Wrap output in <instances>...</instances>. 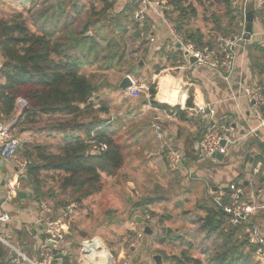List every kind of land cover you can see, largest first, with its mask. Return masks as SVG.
<instances>
[{
    "label": "trees",
    "instance_id": "1",
    "mask_svg": "<svg viewBox=\"0 0 264 264\" xmlns=\"http://www.w3.org/2000/svg\"><path fill=\"white\" fill-rule=\"evenodd\" d=\"M101 1L104 6L100 10L93 8L94 12L93 9L88 12L90 16L86 18L80 32H66V28L62 31L69 0H54L50 15L44 13L33 25L37 27V31H33L27 18L36 0H31L29 8L23 9L27 12L17 10L0 16V115L9 119L15 112L17 99L22 98L27 101L28 109L15 126L18 133L22 130L34 131L32 126L40 118H58L56 123L52 122L40 130L47 131L50 137L62 136L58 152H53L51 147L39 142H23L20 149L22 158L31 161L26 176L20 181L32 192L33 199L52 203L50 207L54 212V219L63 215L72 204L80 208L85 200L100 193L103 190L102 174L116 177L126 161L127 149L123 145L122 136L99 117L100 112L108 113V110H96L90 103L96 98L98 88L87 75L81 73V68L75 62V53L80 52L83 58L93 62L101 54L108 53L109 56H105L104 60L111 63L116 57L115 46H122L119 38L123 34L121 24L125 19L133 20L138 3H131L117 15L113 12V2ZM160 1L171 8L165 12V17L173 24L175 31L199 50L214 48L218 36L232 38L243 32L241 24L246 21V16L234 6L233 0H212L211 3V0H197L195 3L189 0ZM197 6L204 8L202 21L206 26L211 25L209 34L196 27L199 18ZM254 16L260 18L264 29V7L255 12ZM91 29L95 32L92 37L88 35ZM247 52L251 71L259 77L258 85L264 89V47L247 42ZM178 66L180 65L175 58L171 67ZM160 87L158 99L161 102L172 105L179 103V92L174 84L166 85L161 80ZM149 93L156 107L176 112L182 121L189 120L188 112L179 107L171 108L154 103L155 86L150 87ZM193 94V89H189L188 108L194 106ZM206 128L207 124L199 140L204 137ZM92 143H105L108 150L95 153ZM44 173L56 176V183L61 189L59 192L52 187L46 188L47 180L52 177H44ZM229 195L228 190L220 198L222 205L229 203ZM18 198L20 199V195ZM162 201L164 200L159 198H146L138 202L133 211H142L143 216L148 213L153 222L163 224L171 217H160L157 221V213L150 210V207ZM212 203L201 226L202 231L224 237L228 243H235L236 233L244 232L247 225L229 228L227 215L216 207L215 201ZM163 240L160 243H164ZM236 249L237 246L233 244L229 250L217 254L214 262L228 263ZM254 250L252 248V252ZM9 252L0 243V264L9 263ZM186 252H182L180 257L172 256V263L204 264L202 260ZM76 260V256L68 255L62 264H76Z\"/></svg>",
    "mask_w": 264,
    "mask_h": 264
},
{
    "label": "crops",
    "instance_id": "2",
    "mask_svg": "<svg viewBox=\"0 0 264 264\" xmlns=\"http://www.w3.org/2000/svg\"><path fill=\"white\" fill-rule=\"evenodd\" d=\"M7 1L0 0V16H6L9 13L7 11L10 8V4H8ZM20 1L24 9L28 8V3L31 0ZM78 1L79 0H72V4H70L71 0H69L67 12L72 10L74 13H81L82 9L81 6L78 5ZM97 1L98 3H96L94 8L100 10L104 5L101 0ZM109 1L114 3L113 12L117 15L121 14L131 3H138L137 0ZM189 1L195 3L197 0ZM211 2L212 0L210 3ZM233 2L234 6L242 10L246 15L248 12H253V14H255V12L262 8L259 5L260 0H233ZM137 5L138 8L133 13V20L125 19L121 24V32L124 34L127 31H132L135 34V38L141 41L138 47V54L140 53L144 57L140 60L144 61L148 59L149 62H153V65L160 62L159 65H161V68L165 71L168 69H179L180 71V74H178L179 77H174L172 75L160 76L161 78L156 87L154 103L170 106L171 108L179 107L180 110L187 111L189 89H193L194 94L192 96L194 106L203 105L204 103L214 105L217 110V116L211 121V126L215 127L218 132H227V136L231 137L232 143L228 146V154L223 156L221 160L216 158L215 161H211L209 164L204 165L199 157L197 148L201 141L199 138L203 136L204 127H206L207 122L198 119L182 121L176 112L172 113L166 108L156 107L152 102L150 93H144L145 96L143 100L140 99L141 103L135 104L134 102L139 96L140 91H137L134 95H129L127 90L122 91L120 89V84L126 76H131L132 79L135 78L133 77V72L131 70H127L126 72L119 67L117 70H119V73H123H118L114 82L119 90L111 95L113 99H111L110 102L114 101L119 103L118 101L124 99L121 101L124 102V105L117 104L118 106H116V104H111L110 107L112 108V113L120 111L119 113L124 116L123 120L120 119L119 121H122V125L127 131L126 137L123 140V145L127 149L126 161L129 162L130 160L135 161L139 159L141 166L147 168V170L158 178L157 181L154 180L153 182H145L143 177H140V179L134 183L132 180H129L127 182L128 190L132 194H139V192H142L144 186H146V188L151 187V190L147 191L148 196L152 194V198H159L164 201L157 204V206L150 207V210L153 212H155L154 210L160 211L158 207L164 210L168 209L170 212L174 210V212L167 215L171 217V219L165 221L168 222L167 227L164 229L166 230V236H170L173 232L180 233L185 226L190 228L191 225L194 229L200 231V235L204 240L212 239V237L217 235L205 233L202 231L201 226L207 216L208 209L213 205L212 202L215 199L219 200L223 197L228 192L229 186L232 183L237 182L240 185L243 190V199L245 201L254 203L260 207L264 206V130L260 129L257 131V138L248 135L251 130L257 128L258 122L251 112V105L248 99L243 95L242 90L237 85V82H239L241 78H246V81L252 84H259L260 79L251 71V61L247 49L246 51L241 50L238 53L236 72L233 77V82L230 85H228L219 74L209 72L205 69H198L197 66H194L190 61L191 58L189 61L183 58V54L180 48L176 46V40L173 36V24L165 17V14L161 16L153 7H147L145 22L139 24L135 21L134 15L142 7L139 3ZM169 9L171 10L170 7L168 10ZM197 9L199 16L202 17L204 8L197 6ZM19 11L21 12L22 10ZM111 12L112 11H110V13ZM241 26L243 30L245 29L246 31L247 22H243ZM196 27L206 33V30L200 26V24L196 25ZM263 32L262 22L260 18L256 16L254 20V33L249 42L260 45L264 44ZM175 58H177L180 66L171 67ZM116 60L122 62L121 56L120 58L116 57ZM87 76L92 80L91 75ZM154 78H156V76ZM161 80H164L166 85H175L180 98L178 104L172 105L168 104V102H161L158 99V95L161 91ZM133 81L135 84L134 86L138 87V90L142 89L141 86H143V84L146 85L142 80L138 81L133 79ZM94 84L98 88V93H100L99 85L96 81ZM98 93L97 97L100 98V94ZM170 97L172 96L170 95ZM19 118L20 116L17 111H15L9 119H4V117L0 115V128H2L3 125L14 126ZM116 124H118V118L115 116L112 118V124L109 121L107 122L108 126L114 128ZM156 124L162 126L167 144L171 150L174 149L172 151L182 156L183 169L182 172L178 174H183V177L174 176L169 170L170 165L168 163L167 153L161 151L163 144L157 141L155 137L154 126ZM38 125L39 124L32 126L34 131L29 130L25 132L22 130L16 136L22 143L35 142V139L39 137H42L44 140L51 138L47 131H40L44 129L45 126L39 128L40 126L38 127ZM58 142L59 148L62 145V136H59ZM44 144L52 149L56 146L54 142ZM230 148L234 149L233 152ZM15 169V167L4 168L0 159V214L6 213L11 216V222L0 224V234L11 246L15 248L19 247V249L26 254L29 253L30 258L34 260L39 256L41 247L46 244L48 240L44 233V214L36 207V200L33 199V194L32 197H27L25 199L21 196L19 199L17 195L11 202L6 200L5 190L9 180L14 176ZM137 170L138 167H135V171ZM187 175H190L192 178ZM43 176H49L54 179V182L47 180L46 188L52 187L51 185L56 182V176H53V173H44ZM122 177H124V175H122ZM102 178H107V176L102 174ZM159 180H162L163 184L167 186H161L158 183ZM20 184V194L32 193L23 182L21 183L20 181ZM244 188L248 190L247 195H249V197H246ZM56 190L59 192L61 190L60 186ZM137 203L138 202L133 203L134 207ZM49 205L51 206V203ZM133 205H131V207H133ZM82 206L80 208H83ZM131 207L128 208V210H130ZM173 207L175 209H172ZM184 207H188L190 210L185 212ZM68 208L65 210V213L60 215L56 220H66L65 214L68 212ZM78 209L79 208L76 207V211H78ZM173 222H176L177 225L175 226ZM179 222L182 223L181 226H178ZM249 224L261 226L264 233L263 208L250 217V221L246 225L249 226ZM70 225L72 229L69 230L70 234L69 231L67 234V243L70 247V253L68 255L76 256V264H79L81 257L80 246L82 242L97 237L87 238L83 234L81 235L82 238H80L75 230V225L72 223H70ZM167 228L172 229L170 234H167ZM189 232L191 235H194L191 230ZM27 236L32 237V242L25 241ZM192 237L194 238V236ZM79 240H81L80 243L78 242ZM235 244L237 246L235 261L238 264H255L252 248L248 245L244 232L236 233ZM4 246L9 249L5 244ZM9 251L10 259L7 264H10V260L13 257L10 249ZM63 259L58 260L56 264H62ZM163 264H165V261ZM226 264H229V262Z\"/></svg>",
    "mask_w": 264,
    "mask_h": 264
},
{
    "label": "rangeland",
    "instance_id": "3",
    "mask_svg": "<svg viewBox=\"0 0 264 264\" xmlns=\"http://www.w3.org/2000/svg\"><path fill=\"white\" fill-rule=\"evenodd\" d=\"M53 1L54 0H36V2L32 5L30 11L31 13L27 14V18L28 20H30V25H32L33 31H37V27L33 26L37 19L41 18L44 13L50 15V12L53 8ZM7 3L10 4V8L7 11L9 12L8 14L17 12V10L27 12L23 10V5L21 4L20 0H9L7 1ZM77 3L81 6V13H74L72 10L67 12L66 10V17L65 22L62 26V31H64V28H66V32H80L82 30L83 24L86 22V18L90 16H88V12H90L95 7L98 1L79 0ZM70 4H72V0ZM215 10H217L218 12L221 11L218 8ZM92 11L94 12L95 10L93 9ZM199 24L206 30V34L210 33L209 31L211 29V25L206 26L202 22V17L200 16L196 22V25ZM89 34L91 37L95 35L94 30L91 29V32ZM119 38L123 41V44L120 47L118 45L115 46L114 51L117 58H120L121 56L122 62L117 61L116 57L111 63L106 62L104 60V57L109 56L108 53L101 54L98 60L96 62H93L92 60L83 58L80 52L75 53V62L81 68V73L85 75H91L93 83H95L96 81V83L100 87V93H98L100 94V98L96 96V98L92 99V104L94 105V108L96 107V110L107 109L108 113L100 112L99 117L106 122H111V124L112 118L114 116L117 117L118 124H116L115 128H113L118 130V133L124 140L127 131L123 127L122 121H119L120 119L123 120L124 116L119 113L120 111L117 113H112V108L110 107L111 104H116V106H118L119 104L124 105V102H121L124 99L118 101L119 103H116L114 101L110 102V100L113 99L111 95H113L115 91L119 90L116 83H114L119 73V70L117 69L120 67L126 72L127 70H131L134 75L133 77H135L133 78L134 80H142L146 84H143V86H141L142 89L140 90H133L134 94L137 91H140L139 96L134 102L135 104L141 103L140 99L143 100L145 96L144 93H149L150 86L157 87L161 77H163L164 75L179 77L178 74H180V71L179 69H168L167 71H165L163 68H161V65H159L160 62L153 65V62H149L148 59H145L143 61L144 65L140 67V61H142L140 59L144 57L142 54H138V47L141 41L135 38V34L132 31L125 32L122 36H119ZM122 73L123 72L119 74ZM155 76L156 78H154ZM127 93L130 95V91H128ZM57 121L58 118L50 120L49 117H43L39 121H37V124H39L38 127L40 126L39 128H41L42 126L46 127L47 124H50L52 122L56 123ZM17 134L19 133L17 131H14V135ZM47 139L44 140L42 137H39L35 139V142L46 144H49V142H54L56 146L53 147V152L56 153L58 151L57 148L59 144V135H54L53 137ZM230 150H232L233 152L234 149L230 148ZM161 151L167 153L168 163L170 165V151L168 150V148L162 147ZM19 155L22 158L21 154ZM210 162L211 161L203 160L202 163H204V165H207ZM135 167H138L137 171H135ZM169 170L172 172V174H174V176L183 177V174L176 173L171 168V166ZM122 175H124V177H122ZM140 177H143V180L145 182H153L154 180H158V178L154 176L149 170H147V168L141 166L139 159H136L135 161L130 160L129 162L125 161L123 169L116 177L103 178V190L92 198L85 200L83 202V208H79L78 211H76V205L72 204V212L68 215V217H66V221L69 224V230L72 229L70 225V223H72L73 225H75V230L77 231L78 237L82 238L81 235L83 234L87 238L97 237V239H99V241L103 245H105L107 250L115 259L121 260L120 262L116 261V264H153V257L155 255L163 256V259H165V264H173L172 256L180 257L182 252L184 251H187L186 253L202 260L204 264H216L213 260H215L217 254L229 250L233 244L236 245L235 243L231 244L226 242L224 237L218 235L212 237V239L204 240V238L200 235V231H198V229H194L190 224V228L188 226H185V228L180 233L173 232L170 236H165L164 229L167 227L168 222H164L163 224H160L158 222L159 224H157L156 221H152L148 213L143 216L142 211H133V209H136L133 203L141 202L146 198H150L151 196H153L152 194L148 196L147 191L151 190V187L146 188V186L143 187L141 193L139 192L140 195L135 193L132 194L129 192L127 182L129 180H132L134 183L138 181ZM50 180L51 182H54L53 178H49V181ZM158 183L161 186H167L166 184H163L162 180H159ZM54 184L51 185L52 188H54L55 190L58 189L59 185L56 182ZM244 191L246 197H249V195H247L248 190L244 188ZM131 205H133V207H131ZM130 207L131 209L128 210V208ZM172 209L175 208L173 207ZM158 210L160 211L154 210L158 215V218L156 219L157 221H159L158 219L160 217L167 216L170 213L174 212V210L170 212V210H164L163 208L160 209V207H158ZM184 210L186 212L190 209L188 207H184ZM135 216H141L144 219V224H137L134 220ZM52 217H54V214ZM173 224H175V226L177 225L176 222H173ZM181 224L182 223L179 222L178 226H181ZM146 225L154 230V234H145L144 227ZM190 230L194 233V235L190 234ZM139 235H141L142 237L139 238ZM192 236H194V238ZM136 238H139V244L133 250V253H130L128 256H124L125 259L122 260L121 250L123 249L124 242L132 241ZM162 239H164V243H160ZM32 240L33 239L31 236H27V238L25 239L26 242H32ZM78 242L80 243L81 240H79ZM16 248L19 249V247ZM235 253L236 252H234V254L230 256L231 259L229 260V264H238L235 261ZM26 255L30 258L29 253H27Z\"/></svg>",
    "mask_w": 264,
    "mask_h": 264
},
{
    "label": "built area",
    "instance_id": "4",
    "mask_svg": "<svg viewBox=\"0 0 264 264\" xmlns=\"http://www.w3.org/2000/svg\"><path fill=\"white\" fill-rule=\"evenodd\" d=\"M142 7L135 15L134 19L137 23L143 24L145 22V13L147 7H153L155 11L164 16L165 12L169 11V6L160 0L151 2L150 0H137ZM260 7H264V0H260ZM245 14V13H244ZM246 16V14H245ZM245 29L239 35H235L232 38L218 37L214 48L197 49L193 43L187 42L181 37L174 29L173 36L176 43L181 46V52L183 58L189 61L190 58H195L196 62L194 66L198 69L208 70L209 72H215L219 74L222 79L230 85L233 82V77L236 72V62L239 51H246L247 41L245 40ZM264 35V32H263ZM264 47V44L261 45ZM178 69V68H177ZM127 89L130 91V95H134L133 90H138V87L134 86ZM238 87L242 90L243 95L248 99L251 105V112L258 122L256 129L249 132V136L257 138V131L260 129L264 130V89L261 88L257 83H249L246 78H241L237 82ZM28 109L27 101L19 98L16 101L15 111L19 113V116ZM189 119H198L207 122V128L204 137L198 144V153L201 160L215 161L217 155L226 156L229 152L228 146L232 143L230 136H227V132H218L215 127L211 126V121L217 116V110L214 105L204 103L203 105H196L192 108L187 109ZM18 122V120H17ZM17 124V123H16ZM3 125L0 128V159L4 168L15 167L14 176L9 180L6 190L5 197L7 201H12L20 194V179L26 176L28 167L31 164L30 160L20 157V149L22 146L21 140L14 135L15 126ZM154 133L156 140L163 144L162 148H168L169 161L171 168L181 173L183 169V158L177 152L172 151L167 144L165 132L161 125L156 124L154 126ZM225 143V144H224ZM92 150L95 153H102L108 150V146L105 143L95 144L92 143ZM229 203L222 205L220 199L214 200L216 207L221 208L227 215V223L229 228H239L245 224H248L250 217L255 215L261 208L254 203L247 202L243 199V190L240 185L232 183L229 186ZM36 207L44 214L43 226L44 233L50 236L47 243L44 244L40 249L39 256L32 260L27 257L26 253L22 250L11 246L0 234V243L5 244L10 250L11 254L16 257H12L10 264H56L49 244L53 243L54 247L58 249L64 256L70 253V247L67 243V234L69 231V224L65 219L56 220L53 216V211L50 205L46 202L36 201ZM73 206L68 208V212L65 217L72 212ZM11 222V216L9 214H0V224H6ZM244 235L248 245L254 248L253 260L255 264H264V233L259 225L249 224L244 231ZM139 238L142 236L139 235ZM139 238L132 241H125L123 244L122 260L124 256H128L133 253V250L139 244ZM94 239V238H93ZM97 239V238H95ZM92 239L85 240L91 242ZM99 240V239H97ZM100 242V241H99ZM102 249L90 254H84L82 252V244L80 246V260L79 264H86L89 257L97 254L105 255L107 257V264H116L121 260L115 259L111 253L107 250L105 245L100 242ZM95 264H99V259H95Z\"/></svg>",
    "mask_w": 264,
    "mask_h": 264
},
{
    "label": "water",
    "instance_id": "5",
    "mask_svg": "<svg viewBox=\"0 0 264 264\" xmlns=\"http://www.w3.org/2000/svg\"><path fill=\"white\" fill-rule=\"evenodd\" d=\"M254 20H255V16H254L253 12H248L247 15H246L247 26H246V31H245V33H246L245 40L247 42L251 41L253 33H254ZM88 35H90V34H88ZM176 46L181 49V46L178 45L177 43H176ZM190 61L194 64L196 62V59L195 58H191ZM143 65H144V62L140 61L139 66L141 67ZM133 84H134V81L131 78V76H126L123 79V81L121 82V84H120V89L122 91H126L128 88L132 87ZM90 103L92 104L93 100H91ZM216 158L221 160L223 158V156L222 155H217ZM20 196L25 199L27 197H32V193H21ZM131 216H132V214H131ZM134 220L139 225L140 224H144V219L141 216H135ZM144 232H145L146 235L154 234V230L151 227L147 226V225L144 227ZM171 232H172V229L171 228H167V234H170ZM158 235H159V232H158ZM46 237L48 239H50L49 235H46ZM49 249H51L55 260H57V261L58 260H62L65 257L64 254H62L58 249H56L54 247L53 243L49 244ZM82 249H83L82 252L84 254H90L91 251L97 252V251L101 250L102 246H101L99 240L92 239L91 242H87V241L82 242ZM95 255H97V254H95ZM97 256H101V257L98 258L99 259V264H107V257L105 255H97ZM13 257L15 258L16 255H14ZM153 261H154L155 264H163L164 263L163 256H161V255H155L153 257Z\"/></svg>",
    "mask_w": 264,
    "mask_h": 264
},
{
    "label": "bare ground",
    "instance_id": "6",
    "mask_svg": "<svg viewBox=\"0 0 264 264\" xmlns=\"http://www.w3.org/2000/svg\"><path fill=\"white\" fill-rule=\"evenodd\" d=\"M101 255V254H99ZM101 256H97V255H93L91 257H89L86 261V264H95V259H98Z\"/></svg>",
    "mask_w": 264,
    "mask_h": 264
}]
</instances>
